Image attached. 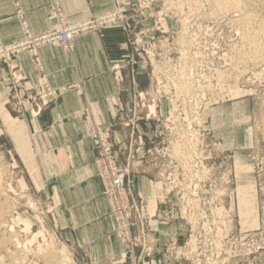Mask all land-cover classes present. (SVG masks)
I'll return each instance as SVG.
<instances>
[{"label":"rangeland","instance_id":"1","mask_svg":"<svg viewBox=\"0 0 264 264\" xmlns=\"http://www.w3.org/2000/svg\"><path fill=\"white\" fill-rule=\"evenodd\" d=\"M12 1L20 19L19 37L25 32L22 21L27 30L38 34L19 11L20 1ZM110 2L104 10L74 20L98 16L113 7V0ZM53 3L63 12L59 1ZM241 4L247 12L245 18H250L243 24L233 13L215 10L212 0H126L125 11L131 14L126 29L106 24L89 30L118 28L130 46L127 61L144 66L145 83L129 90L132 95L147 91V105L154 112L135 133L143 136L145 144L140 149L130 148L129 132L114 136L124 138L120 158L124 152L127 158L132 155L133 161L151 164V193L139 196L138 208L146 217L152 215L148 223L156 229L157 253L161 252L158 264H264V0H241ZM252 33L261 51L257 60L242 53L247 51V36ZM44 46H61L67 52L74 48L47 42L37 48L36 57L27 51L19 54L30 55L42 70L38 50ZM3 67L7 75L2 74ZM14 68V62L0 61L1 88L7 76L14 79ZM114 73L124 79L119 68ZM45 83L58 92L70 87H56L46 79L34 87ZM4 99H0V201L8 202L10 213L0 235L10 229L26 244L29 254L24 264H42L35 254L41 248L59 254L61 264H94L82 261L81 251L57 231L56 201L45 194L44 187L28 181L20 163V158L26 164L31 159L26 124L9 117L2 105ZM131 102L134 106L137 101L131 97L126 104ZM117 105L121 104L115 105L114 115ZM92 107L86 103L81 111L85 136L88 125L83 114L90 113L94 120L111 126L97 118ZM143 151L151 155L147 152L140 159ZM127 166L125 162L121 167L129 174ZM101 172L98 168L103 191ZM131 261L145 263L140 258Z\"/></svg>","mask_w":264,"mask_h":264},{"label":"crops","instance_id":"2","mask_svg":"<svg viewBox=\"0 0 264 264\" xmlns=\"http://www.w3.org/2000/svg\"><path fill=\"white\" fill-rule=\"evenodd\" d=\"M19 1V11L36 33L53 24L50 13L53 1H59L64 14L71 20L98 13L111 3L110 0ZM16 12L12 0H0L1 39L13 40L21 35ZM73 45L71 52L61 46L41 47L38 54L42 70L36 67L30 55L18 54L13 60L15 77L7 76L8 81L2 88L0 86V99L5 98L2 105L14 122L26 124L31 159L26 164L20 158V163L27 172L28 181L44 187L45 194L56 201L54 214L62 238L79 249L82 261L87 263L117 260L133 264L130 257L125 256L124 246L113 230L110 202L102 193L94 144L85 136L81 111L90 103L95 116L111 124L114 133H127L128 130L115 121V105L129 101L132 97L129 89L145 83L144 66L127 61L130 46L118 28L90 31L76 37ZM117 68L124 75L121 83L113 75ZM1 71L7 75L5 67ZM45 79L53 86L70 88L37 114L18 107L17 98ZM121 156L120 165L128 164L127 180L134 197L143 194L148 197L152 182L150 162L133 161L132 156L127 158L124 152ZM152 229L154 231L146 239L150 242V254L138 257L145 261L144 264H158L157 258L161 255L157 253L156 229Z\"/></svg>","mask_w":264,"mask_h":264},{"label":"built area","instance_id":"3","mask_svg":"<svg viewBox=\"0 0 264 264\" xmlns=\"http://www.w3.org/2000/svg\"><path fill=\"white\" fill-rule=\"evenodd\" d=\"M125 2L126 0H113L111 9L105 10L98 16H90L74 22H69L57 4L53 3V25L43 33L34 34L27 30L25 21H22L24 35L10 42L0 40V61L12 64L14 57L23 51L31 52L36 57L37 48L47 42L60 43L70 50L76 35L106 24L112 26L120 24V27L126 29L125 27L128 25L126 20L131 17V14L125 11ZM114 75L118 82L123 81L120 74L114 73ZM58 91L47 83L42 86L27 88L17 105L21 109L31 110L34 114H37L43 107L54 102L61 95L62 91ZM147 96V91L138 92L132 95V101H137L134 106V102L129 105L126 103L117 105L115 121L122 128L128 130L130 148L138 147L140 149L145 144L143 136L141 134L137 136L135 133L140 130L142 121H148V115H154V112L150 111L149 105H147L149 103ZM83 118L88 125L86 136L94 144L97 168L103 171L101 179L104 189L102 193L107 199L111 200L112 214L115 215V230H117L118 237L125 246V256L128 255L131 260L136 259L137 261L139 254H150L149 247L146 245V238L154 229L148 223L152 215L146 217V215L141 214V210L138 208L141 204V198L139 196L134 197L131 185L127 180L128 172L119 163V154L125 148L124 138L117 140L112 127L94 120L90 113L83 114ZM147 152L151 155L150 151ZM147 152H140L139 158L144 159V156L148 155ZM173 179L174 174L170 182H173ZM136 264H138V261Z\"/></svg>","mask_w":264,"mask_h":264},{"label":"bare ground","instance_id":"4","mask_svg":"<svg viewBox=\"0 0 264 264\" xmlns=\"http://www.w3.org/2000/svg\"><path fill=\"white\" fill-rule=\"evenodd\" d=\"M212 1L214 3V7L216 8L215 10H218V12L224 13V14L233 13V16H237V21H240V23L242 22V24L245 23V22H247V21L249 22L250 18L249 17L248 18H245V17H247L246 16L247 14H245L247 12L244 11V9H243L244 7L241 4V0H212ZM243 14H245L244 17L242 16ZM74 21H71V22H74ZM245 39L246 38H244V40ZM247 39L249 40V42H247L248 43L247 51H245V49H243V52H242L243 53V56L252 57L253 60L259 59L261 57L260 56L261 51L259 50V47L256 46L257 40H255L254 34L252 33L250 36H247ZM180 71L181 72L183 71L182 68H181ZM180 77L181 78H183V77L185 78L184 75L183 76L180 75ZM179 80H181V79H179ZM179 80H177V81H179ZM175 81L173 83H175ZM181 81H183V80H181ZM181 81H179V82H181ZM177 92H179V91H177ZM182 92H183V90H182ZM180 93L181 92H179V95H180ZM183 95H184V93L182 94V96ZM263 118H264V115H263ZM177 144H180V143H177ZM175 146H177V145L175 144ZM171 153H172V150H171ZM183 153H182V155H183ZM170 155H173V153L170 154ZM176 156H177V154H176ZM177 157H175V158H177ZM180 158L181 157H179V159ZM179 159L177 158V160H179ZM181 160H182V158H181ZM9 208H10V206H9V204H8L7 201H2V200L0 201V227H2V226L3 227H7V226H4V225H6L5 224L6 223V219L8 218L9 213H10L9 212V210H10ZM11 232L12 231L9 229V231H7L6 233L3 231L2 234L0 235V264H24V260L27 259L28 254H29L28 251H27V249L25 248V245L26 244L25 243L24 244H21V242L16 239L17 237L14 236L15 233L13 234ZM46 249L43 250L41 248L40 250H38L37 253L35 252V254H37L36 256H38L39 258L42 259V264H61L60 261H59V254H57V253H55L53 251H49V252L48 251H45Z\"/></svg>","mask_w":264,"mask_h":264}]
</instances>
